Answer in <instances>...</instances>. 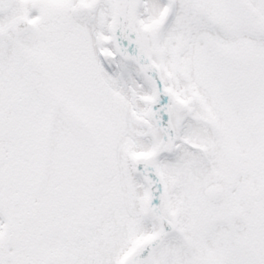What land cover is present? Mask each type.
<instances>
[{
  "label": "snow or ice",
  "instance_id": "obj_1",
  "mask_svg": "<svg viewBox=\"0 0 264 264\" xmlns=\"http://www.w3.org/2000/svg\"><path fill=\"white\" fill-rule=\"evenodd\" d=\"M0 264H264V0H0Z\"/></svg>",
  "mask_w": 264,
  "mask_h": 264
}]
</instances>
